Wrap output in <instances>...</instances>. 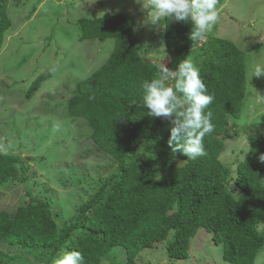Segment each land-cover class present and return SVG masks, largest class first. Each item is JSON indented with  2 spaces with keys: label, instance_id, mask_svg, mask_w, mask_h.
Instances as JSON below:
<instances>
[{
  "label": "trees",
  "instance_id": "1",
  "mask_svg": "<svg viewBox=\"0 0 264 264\" xmlns=\"http://www.w3.org/2000/svg\"><path fill=\"white\" fill-rule=\"evenodd\" d=\"M7 10L8 0H0V50L11 27ZM77 24L80 42L112 39L114 45L101 67L75 84L65 110L85 122L91 143L115 167L98 177L92 194L70 203L67 219L55 195L33 196L28 190V201L10 213L0 211V264H52L62 249L80 251L86 264H101L114 251L124 264H137L141 252L160 244L168 262L185 260L199 229L222 247L224 262L254 264L264 248V231L258 229L264 227V163L258 159L264 126L248 133V148L233 160L234 170L220 159L246 95L245 52L213 30L203 43L194 42L190 23L163 21L164 66L174 70L191 58L214 96L205 109L215 125L204 138L207 156L189 160L170 151V121L149 117L143 106V82L162 69L137 42L134 18L118 13L79 18ZM49 76L39 75L27 96ZM20 161L0 153V185L27 180L19 175L27 169Z\"/></svg>",
  "mask_w": 264,
  "mask_h": 264
},
{
  "label": "rangeland",
  "instance_id": "2",
  "mask_svg": "<svg viewBox=\"0 0 264 264\" xmlns=\"http://www.w3.org/2000/svg\"><path fill=\"white\" fill-rule=\"evenodd\" d=\"M91 2L8 0L11 27L0 50V153L18 156L27 168L19 175L27 176V180L0 185V211L10 213L28 201V190L33 196L55 195L62 201L61 215L67 219L72 214L70 203L79 201L80 194H92L98 177H105L115 167L91 143L85 122L70 117L65 110L75 84L100 68L114 45L112 39L80 42L79 18L118 13L133 17L139 26L137 42L149 58L167 65L163 22H148L146 10L136 0H96L89 5ZM218 9L213 32L245 52L246 58V95L239 119L229 125L220 156L232 171L239 151L248 148V133L264 126V76L249 82L247 78L251 65L264 63V0H218ZM45 72L50 76L27 96L33 81ZM258 229L264 231L262 226ZM221 249L213 244L209 233L199 229L190 240L187 259L168 262L160 244L156 250L141 252L137 264H228L222 260ZM115 252L101 264H124L122 256H116L120 253ZM254 264H264V248Z\"/></svg>",
  "mask_w": 264,
  "mask_h": 264
},
{
  "label": "clouds",
  "instance_id": "3",
  "mask_svg": "<svg viewBox=\"0 0 264 264\" xmlns=\"http://www.w3.org/2000/svg\"><path fill=\"white\" fill-rule=\"evenodd\" d=\"M92 0L89 4H94ZM146 10L147 20L153 25L165 20L190 23L189 39L194 42L205 40L219 18L218 0H136ZM103 15V14H101ZM160 75L151 81H144L143 106L147 115L153 118H167L170 121L168 146L175 157L177 154L189 160L206 157L204 138L212 134L215 125L212 113L205 109L214 100L200 77V69L191 58L178 62L174 70L159 65ZM264 76V63L257 62L249 67L248 82ZM174 83L168 84L167 81ZM264 163V153L258 157ZM52 264H86L80 251L64 250Z\"/></svg>",
  "mask_w": 264,
  "mask_h": 264
}]
</instances>
